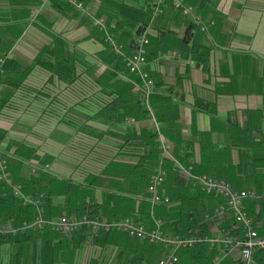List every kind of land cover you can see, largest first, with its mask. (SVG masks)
Segmentation results:
<instances>
[{"label": "crops", "instance_id": "obj_1", "mask_svg": "<svg viewBox=\"0 0 264 264\" xmlns=\"http://www.w3.org/2000/svg\"><path fill=\"white\" fill-rule=\"evenodd\" d=\"M98 1L94 0V5ZM128 1L141 4L140 0ZM187 3L204 21L212 20L214 24L207 32H195L188 40V46L196 48L193 55L181 52L172 38L150 45L145 68L159 83L155 92L169 97L165 106L157 108L161 122L156 123L160 134L172 143L171 153L176 150L175 143L180 144V154L183 143L191 144L192 162L198 174L224 178L233 189L246 190L247 182L239 180L243 173H237L236 165L249 162L253 156L257 159L264 150V0ZM91 12L96 16L95 11ZM93 27L82 13L56 11L49 0H0V35L11 41L7 55L21 67H28L22 86L16 90L11 84L0 82V129L6 132L0 142V157L7 160L14 180L20 179L18 163L36 162L39 167L47 164L45 172L58 180L90 184L86 201L102 207V218L114 221L138 212L140 222L147 227L152 226V216L172 222L176 215L162 206H152L146 184L138 180L139 172L130 169L136 156L130 148L124 152L125 148L119 147L121 138L126 136L137 140L140 128L150 126V122L144 119L110 126L99 119L83 120L87 113L83 98L92 100L90 74L78 68L79 77L65 84L45 67L33 64L39 52L54 43V36L67 42L68 48L81 58L95 62L104 43L94 36L95 29L91 32ZM167 28L176 33L177 40L182 37L183 19L168 1L161 8L160 19H151L147 33L154 38L158 29ZM204 51L208 58L203 65L199 59ZM103 68L100 66V70ZM196 101L207 106L210 113L197 110ZM13 142H25L34 154L15 155ZM160 158L161 153L157 165ZM168 178L163 185L167 194L172 190L167 188ZM55 187L53 183V192ZM108 192L115 193V200L107 196ZM64 199L62 194L54 196L56 208L62 206ZM48 240L55 247L52 254L43 248ZM35 241L23 250L18 264H91L99 253L90 243L75 251L67 236L49 231L38 235ZM0 252L3 262L8 263L11 246L2 245Z\"/></svg>", "mask_w": 264, "mask_h": 264}, {"label": "trees", "instance_id": "obj_2", "mask_svg": "<svg viewBox=\"0 0 264 264\" xmlns=\"http://www.w3.org/2000/svg\"><path fill=\"white\" fill-rule=\"evenodd\" d=\"M81 1L91 11H95L97 17H103L105 19L108 33L114 35L116 42L123 46L126 54H131L137 50L138 41L143 36L148 38L147 28L150 25L151 19L155 18L158 20L161 17V11L156 12L155 7L158 6L161 10L166 1H168L170 8L177 12L183 19V35L177 40L176 33L170 28L165 30L158 29L157 36L154 38L151 37L150 43L148 41L144 46L146 57L150 56L148 50L150 45L159 43L163 38L167 40L170 38L176 39L181 52L184 51L191 55L196 52L194 45L188 46V40L195 32H201L199 26L192 18H189L190 16H183L178 10L174 9L172 0H166L164 3L163 0H140L141 4H134L128 0H99L96 5H94V0ZM49 2L50 6L56 11H74L78 14L81 13L76 12L66 0H49ZM187 2L188 0L184 1L185 4H188ZM199 8L200 6L196 9ZM196 14L198 13L196 12ZM82 16L84 20H88L89 24L92 25L93 23L94 27L91 32L95 29L97 33L94 36L104 43L103 50L95 55V62H89L84 57L81 58L74 50L68 48L67 42L63 41L60 37L54 36L52 39L54 43L46 45L36 56L33 64L45 67L53 74V77L65 84L73 83L79 77L78 68H81L83 73L87 72L90 74V77H92V100L88 99L89 97L83 98V107L87 111L83 116V120L99 119L108 123L110 126L134 124L144 119L150 122V126L140 128V135L136 136L137 140H131L126 136L121 138L119 147H124V152L130 148L129 151L136 156V160L130 169H134L136 173L139 172L137 174L138 180L142 184H146V189L149 176L152 172L160 165L167 169L169 176L167 188L171 187L172 189L168 194L171 198L170 202L174 203L173 208L169 212L177 217L172 222L167 221L168 228L166 230L169 231L170 235L166 233L164 226V232L167 236L208 238L214 235V232H221L231 236L241 235L242 229L235 222L230 212H224L222 214L215 212V208L224 202L222 197L203 193L199 189L194 188L189 181L179 175L174 161L170 158H160L161 163L157 165L160 150L158 149V143L155 142L157 134L154 123L151 120V113L154 115L156 121L160 123L161 119L158 115L157 108L159 109L165 106L169 97L159 95L155 92L159 83L150 74L154 80V92L150 96L152 112H149L147 107L142 103L144 96L140 88V79L128 72L123 56L115 52L111 45L104 42L105 33L98 29V26L94 24L88 15L83 13ZM13 33L14 31L10 33L12 37ZM3 38L0 35V59H3L0 65V69L2 70L0 73V82L9 83L12 85V89L16 90L22 86V80L28 72V67H21L18 61L9 58L7 54L11 47V41L7 42ZM207 58V52L204 51L199 61L204 65ZM102 65L104 68L100 70V66ZM53 77H50L49 81H52ZM28 90L30 91V89ZM33 92L39 94L42 91L34 90ZM209 103L214 104L213 101ZM94 104H100V106L94 107ZM205 107H202L198 101L195 102V108L197 110L210 113V109ZM5 133L4 130L0 129V142L5 139ZM133 133L136 134V131ZM13 144L15 145V155H20V153H26L28 155L34 154L31 151V147L25 144V142H13ZM174 145L176 146V150L171 155L183 164L190 163L194 165L192 162L191 144L183 143L181 148L183 153L181 154L177 150L180 144L175 143ZM261 146L264 148V143ZM251 155H255V153ZM259 155L260 157L257 159V156H253L249 162L238 163L236 165V171L237 173H243V176L238 178L239 180H245L247 182V186H245L246 190L255 189L258 194L262 195L264 194V150ZM18 166L20 171L19 180L11 178L10 183L0 181V224L10 223L18 227L23 221L32 220L36 214L34 205L22 204L20 196L15 193L13 187L16 183L21 186V190L25 196L35 198L39 194L43 195L41 206L45 209V213L49 218L55 213L85 216L90 220L102 218V207L86 201L88 195L87 187L90 184H75L69 179L58 180V178L42 169L41 171L37 170L36 173L30 174L31 168L28 170V166L30 167L31 165L27 163H18ZM53 183H56L55 192L52 191ZM189 189H193L192 193L188 192ZM58 194H62L65 197L61 207L66 212H61V207L56 208L54 196ZM107 196L112 201L116 198L113 192H108ZM71 197H73V200L70 199ZM190 200H195L197 203L191 202ZM183 202L187 203V206ZM206 202H208V205H206ZM259 202H261L259 199L249 200L245 208L254 217L256 222H263L264 209L258 210V206L260 208ZM141 205L142 201H139V206ZM101 206H104V204ZM147 213L149 214V209ZM132 218L136 222L141 223L138 212L132 215ZM46 231L58 234V236H67L73 244L72 247L75 251L83 250L87 243L98 248V256L92 260L91 264H153L166 251L162 245L130 238L126 234L116 230H98L93 232L91 226L86 223L82 224L78 230L70 234L55 233L49 228L34 232L26 230L17 231L16 233L0 232V248L4 244L11 246L10 260L6 264H18L17 261L20 260L23 250L26 247H30V243L36 242L35 240L38 235H45ZM43 248L51 250L52 254L55 247L52 245L51 240H48L44 242ZM184 251H187L185 256L189 264L202 262L206 258L210 260L214 254V250L210 248L209 243L204 241L196 243L192 247L184 249ZM254 260L255 264H264V247L255 251ZM238 263V260L230 256L223 262V264ZM0 264H5L1 252Z\"/></svg>", "mask_w": 264, "mask_h": 264}, {"label": "built area", "instance_id": "obj_3", "mask_svg": "<svg viewBox=\"0 0 264 264\" xmlns=\"http://www.w3.org/2000/svg\"><path fill=\"white\" fill-rule=\"evenodd\" d=\"M68 4L76 11L84 13L91 17L94 24L98 26L100 31L105 33L104 42L111 45L115 52L119 53L124 58L125 67L129 73L137 76L141 82V90L144 96L143 104L149 107V98L154 92V80L146 70L145 65L147 63L146 55L144 53V46L148 43L147 38L144 36L138 41L137 50L131 54L123 52V46L116 42L114 35L108 33L106 29V22L103 17L95 16L90 9L84 5L81 0H66ZM172 6L178 10L183 16H191L193 21L199 26L200 31L207 32L209 27L214 24L211 21H204L202 17L195 13L194 8L188 4H185L183 0H172ZM155 11H161L158 6L155 7ZM3 59H0V65ZM2 70L0 69V73ZM133 120V119H131ZM151 120L154 123L155 131L157 132L156 141L158 143V149L161 153V158H170L174 161L175 167L179 172V175L189 181L193 186L199 187L200 190L206 193H213L220 195L224 198V202L221 203L216 213L222 214L224 212H230L235 222L241 227V235L229 236H211V237H172L164 236L162 232L163 220L158 218L154 220V226L152 228H145L142 224H139L131 218H123L115 221H108L105 218L90 220L85 216H65L61 215L54 219L46 218L43 207L41 206L42 194L37 197L25 196L22 193L20 185H14V190L17 195L20 196L23 205L32 204L36 208V214L33 220L30 222L25 221L18 227H13L12 224L0 226V232L14 233L22 230H42L45 227H49L53 231L59 234H70L79 229L82 224H89L93 232L98 230L111 231L116 230L123 232L130 237L146 240L149 243H160L164 247L170 246L174 250L181 248L192 247L198 241H206L212 247H218V252L206 263V264H223L224 260L231 254L233 250L238 252L239 261L238 264H254L253 255L254 252L264 247V221L261 226L257 225L254 217L249 214L245 208L244 202L246 200H252L257 198L259 194L254 189L247 190H235L229 182L223 180H217L214 177L197 174L194 171L193 164H183L179 162L175 157L171 155L170 143L160 134L158 125L154 116L151 113ZM38 169L46 171L48 165L45 164L42 167L32 165L31 171L35 172ZM167 177V170L160 165L149 176L147 183V191L149 194V200L152 204H168L169 197L161 191V187ZM0 180L10 183L11 173L8 168L6 159L0 157ZM264 196V195H263ZM177 261L176 255L173 252L158 259L154 264H175Z\"/></svg>", "mask_w": 264, "mask_h": 264}, {"label": "rangeland", "instance_id": "obj_4", "mask_svg": "<svg viewBox=\"0 0 264 264\" xmlns=\"http://www.w3.org/2000/svg\"><path fill=\"white\" fill-rule=\"evenodd\" d=\"M85 5V4H84ZM86 6V5H85ZM190 6H191V4H190ZM193 7V6H192ZM89 8V7H88ZM194 8V7H193ZM76 11V10H75ZM91 11V10H90ZM195 11V10H194ZM79 12V11H78ZM83 14V13H82ZM150 39H151V37L150 36H148V38H147V40L149 41V43H150ZM147 48H148V46H147ZM123 52L125 53V51H124V49H123ZM146 59H147V57H146ZM124 60V59H123ZM131 74V73H130ZM143 103V102H142ZM144 105V104H143ZM149 107H150V109H148L149 110V112H152L151 110V106H150V98H149ZM153 115V114H152ZM154 116V115H153ZM160 132V131H159ZM156 134H157V132H156ZM157 136V135H156ZM155 141H156V138H155ZM157 142V141H156ZM171 145V144H170ZM172 148V147H171ZM170 152H171V150H170ZM7 161V160H6ZM7 164H8V162H7ZM28 165H29V163H28ZM31 166L29 167L28 166V170L32 167V165H36V164H30ZM36 166H38V165H36ZM194 166V165H193ZM39 167V166H38ZM9 168V167H8ZM166 169V168H165ZM38 170H40V169H38ZM167 170V169H166ZM194 171H195V169H194ZM196 172V171H195ZM11 173V172H10ZM32 173H36V171L35 172H32L31 171V173L30 174H32ZM197 173V172H196ZM198 174V173H197ZM200 174H204V173H200ZM204 175H208V174H204ZM167 176H168V171H167ZM208 176H211V177H214V176H212V175H208ZM11 178H12V176H11ZM167 178V177H166ZM215 179H217V180H223V181H226V179H224V178H216V177H214ZM0 181H2V180H0ZM165 181H166V179H165ZM227 182H228V180H227ZM230 183V182H229ZM16 184H18V183H16ZM16 184H14V185H16ZM19 185V184H18ZM164 185V184H163ZM163 185H162V187H161V191L164 193V194H166L164 191H163ZM231 185V184H230ZM193 186V185H192ZM232 186V185H231ZM194 188H197V189H199V191H201V192H203L202 190H200V188L199 187H196V186H193ZM244 189V188H243ZM147 190V189H146ZM255 190V189H254ZM256 191V190H255ZM23 193V192H22ZM147 193H148V191H147ZM203 193H206V192H203ZM24 194V193H23ZM207 194H213V193H207ZM168 197H169V195L168 194H166ZM213 195H215V196H220V195H216V194H213ZM264 194H262V195H260L259 194V196L257 197V198H254L253 200H256V199H259V201H261V202H259L260 203V208H259V206H258V208L259 209H264V196H263ZM220 197H222V196H220ZM223 198V197H222ZM169 199H171L170 197H169ZM224 199V198H223ZM148 200H149V194H148ZM150 201V200H149ZM150 203H151V201H150ZM170 203V204H169ZM173 204L174 203H171L170 202V200H169V202H168V204H161V205H165V206H162L161 208H164V209H166V210H168V212H169V210L170 209H172L173 208ZM151 205L152 206H161L160 204H152L151 203ZM262 206V207H261ZM156 209V208H155ZM217 209V207L215 208V210ZM43 211H44V214H45V216H46V218H48V219H54V218H56V217H58V216H61V215H65V216H77V215H74V214H66V213H57V214H54V216L55 217H47V215H46V213H45V209L43 208ZM167 213V212H166ZM35 217V216H34ZM33 217V218H34ZM153 217V220H152V226H149V227H147V226H145L144 224H142V223H139V222H137V223H139V224H142L145 228H152L153 226H154V220L155 219H158V218H160V219H162L163 220V226H162V232H163V234H164V236H167L166 234H165V232H164V226H165V230H166V228H168L167 227V221L165 220V219H163V218H161V217H157V216H152ZM124 218H131L132 220H134L132 217H124ZM121 219H123V218H121ZM33 220V219H32ZM108 220V219H107ZM118 220H120V219H118ZM31 221V220H30ZM30 221H28V222H30ZM108 221H111V220H108ZM115 221V220H114ZM117 221V220H116ZM135 221V220H134ZM23 222H25V221H23ZM22 222V223H23ZM136 222V221H135ZM21 223V224H22ZM7 224H10V223H7ZM7 224H0V226H2V225H7ZM13 227H16V226H13ZM45 228H49V227H45ZM45 228H43V229H45ZM42 229V230H43ZM50 229V228H49ZM50 230H52V229H50ZM26 231H31V230H26ZM35 231H38V230H35ZM53 231V230H52ZM17 232V231H16ZM16 232H14V233H16ZM34 232V231H33ZM53 232H55V231H53ZM55 233H57V232H55ZM123 233V232H122ZM166 233L167 234H169L170 235V233H169V231H167L166 230ZM125 234V233H124ZM222 234H224V233H218V232H214V235L215 236H220V235H222ZM127 235V234H126ZM224 235H227V234H224ZM128 236V235H127ZM213 236V235H212ZM229 236H231V235H229ZM232 236H235V235H232ZM130 237V236H129ZM167 237H169V236H167ZM130 238H134V237H130ZM169 238H172V237H169ZM183 238H186V237H183ZM135 239V238H134ZM136 239H138V238H136ZM139 240H141V239H139ZM142 241H146V240H142ZM203 240H201V241H198V242H196V243H199V242H202ZM147 242V241H146ZM204 242H206V241H204ZM149 243V242H148ZM195 243V244H196ZM207 243V242H206ZM152 244H158V245H162V244H160V243H152ZM163 246V245H162ZM163 248L166 250L165 251V253L163 254V255H161L160 257H158V259H160L161 257H163V256H165V255H167L168 253H171V252H173V254L174 255H176V257H177V261H176V263L178 262V264H189L188 263V260H187V258H186V256H185V253L187 252V251H184V249H186V248H181V249H176V250H174L172 247H170V246H167V247H164L163 246ZM190 248V247H189ZM210 248L211 249H213L214 250V254L212 255V257L215 255V253H217L218 252V247H212L211 245H210ZM255 253V252H254ZM230 257H233V259H237L238 258V252L236 251V250H233L232 252H231V254L229 255ZM228 256V257H229ZM211 257V258H212ZM157 259V260H158ZM253 259H254V255H253ZM156 260V261H157ZM155 261V262H156ZM209 260H208V258H206L204 261H202V262H196V263H192V264H205V263H207ZM154 262V263H155ZM153 263V264H154ZM175 263V264H176ZM254 264H255V260H254Z\"/></svg>", "mask_w": 264, "mask_h": 264}, {"label": "bare ground", "instance_id": "obj_5", "mask_svg": "<svg viewBox=\"0 0 264 264\" xmlns=\"http://www.w3.org/2000/svg\"><path fill=\"white\" fill-rule=\"evenodd\" d=\"M257 192V191H256ZM161 205V204H160ZM136 239V238H135Z\"/></svg>", "mask_w": 264, "mask_h": 264}]
</instances>
